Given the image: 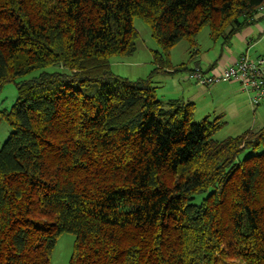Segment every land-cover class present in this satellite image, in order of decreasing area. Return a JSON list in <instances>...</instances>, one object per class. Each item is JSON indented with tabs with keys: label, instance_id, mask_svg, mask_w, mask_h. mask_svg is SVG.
Masks as SVG:
<instances>
[{
	"label": "trees",
	"instance_id": "1",
	"mask_svg": "<svg viewBox=\"0 0 264 264\" xmlns=\"http://www.w3.org/2000/svg\"><path fill=\"white\" fill-rule=\"evenodd\" d=\"M264 0H0V264H264V126L215 139L220 117L161 101L110 70L141 18L170 50L208 26L230 40ZM245 156L239 158L242 152Z\"/></svg>",
	"mask_w": 264,
	"mask_h": 264
},
{
	"label": "rangeland",
	"instance_id": "2",
	"mask_svg": "<svg viewBox=\"0 0 264 264\" xmlns=\"http://www.w3.org/2000/svg\"><path fill=\"white\" fill-rule=\"evenodd\" d=\"M133 26L138 32L135 52L126 57L113 56L110 58V70L114 74L131 80L149 78L151 84L155 86L157 98L161 101L180 98L183 101L192 102L194 121L196 122L201 121L204 116H208L207 119L212 120L225 110L224 115L220 117L223 124L214 133L215 139L220 140L227 136L237 135L249 124H253L252 121L248 124L249 120H253L252 111L246 109L248 107V94L241 91L242 89L238 84L240 97L234 98L218 93L217 90H212L217 83L203 86L196 83L194 79H185L187 69H193L197 63L203 68L205 62L214 58L223 45L221 38H211L208 26L202 27L197 34L194 53L190 52L187 41L181 40L172 47L163 66H158L154 62L153 50L160 51V46L151 36L150 27L137 17L133 18ZM255 52L264 56V39L253 46L251 54ZM218 83L224 84L223 81ZM16 97L17 90L14 83L3 84L0 89V146L11 131L9 125L1 119V113L10 109ZM232 102H235V106L236 103L243 105L242 110L238 112L239 116L232 112L235 110V107L231 106ZM262 107L260 106L264 110V106ZM254 114L257 118V109ZM261 120L264 122V114ZM245 153V151L242 152L239 158L245 156ZM73 239V234L66 232L57 237L50 256V264H68L73 248Z\"/></svg>",
	"mask_w": 264,
	"mask_h": 264
},
{
	"label": "crops",
	"instance_id": "3",
	"mask_svg": "<svg viewBox=\"0 0 264 264\" xmlns=\"http://www.w3.org/2000/svg\"><path fill=\"white\" fill-rule=\"evenodd\" d=\"M256 18L257 20L254 21V23L244 27L241 31L236 33L230 40L222 41L223 45H221L220 50L218 51L216 56H214V58L210 60L208 59L203 65V68L199 65V63H197L196 66L200 67L204 71H207L218 65L226 66L228 64H231L234 60H236L242 54H246L250 58L260 57L264 59V56H262L261 54H257V52H255L254 54H251V50L253 46H255V44H257L259 41L264 39V11L258 12L256 15ZM191 70L192 69H187V74H186L185 79L186 78L192 79L189 76V73ZM220 84L221 83H217L216 87H214L212 90H217L218 93L226 94L227 97H234V98L238 96L240 97L239 95L240 92L238 91L237 82L225 81L224 84L222 85ZM173 99H180V98H173ZM248 99L249 98H247L248 107L246 109L251 110L253 114V120H249L248 124L251 121L253 122V124L252 125L249 124L247 128L245 129L261 127L262 125H264L263 124L264 122L261 120V117H263V114H264V110L261 109L263 108L262 106H264V100L257 105H252ZM231 106L235 107V110L232 112L236 116H239L238 112L242 110L243 105L241 103H236V106H235V102H232ZM256 109H257V118L254 114L256 112ZM225 112L226 111L224 110L222 114L215 116L214 118L222 117ZM205 117H208V116H204V118Z\"/></svg>",
	"mask_w": 264,
	"mask_h": 264
},
{
	"label": "built area",
	"instance_id": "4",
	"mask_svg": "<svg viewBox=\"0 0 264 264\" xmlns=\"http://www.w3.org/2000/svg\"><path fill=\"white\" fill-rule=\"evenodd\" d=\"M262 11H264V5L258 8V12ZM189 76L203 86L221 81H235L240 85L241 91L248 94L252 105H257L264 100V59L260 57L250 58L242 54L231 64L218 65L207 71L196 66L190 71Z\"/></svg>",
	"mask_w": 264,
	"mask_h": 264
}]
</instances>
